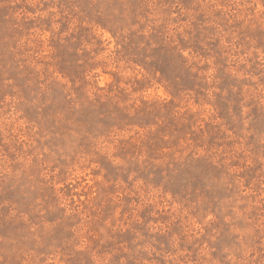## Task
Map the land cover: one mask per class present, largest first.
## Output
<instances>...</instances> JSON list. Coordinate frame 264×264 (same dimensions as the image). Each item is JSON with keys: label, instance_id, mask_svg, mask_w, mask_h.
<instances>
[{"label": "rangeland", "instance_id": "obj_1", "mask_svg": "<svg viewBox=\"0 0 264 264\" xmlns=\"http://www.w3.org/2000/svg\"><path fill=\"white\" fill-rule=\"evenodd\" d=\"M0 264H264V0H0Z\"/></svg>", "mask_w": 264, "mask_h": 264}]
</instances>
